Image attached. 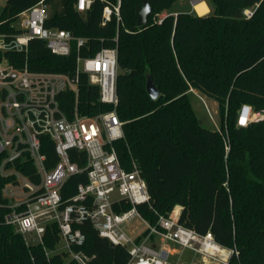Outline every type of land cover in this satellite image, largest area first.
I'll return each instance as SVG.
<instances>
[{
    "label": "trees",
    "instance_id": "1",
    "mask_svg": "<svg viewBox=\"0 0 264 264\" xmlns=\"http://www.w3.org/2000/svg\"><path fill=\"white\" fill-rule=\"evenodd\" d=\"M41 1L50 8L46 27L86 39L84 47L78 50L73 44L70 56L58 57L43 41L33 39L27 57L8 52L6 58L17 69L27 62L32 72L75 77L78 55L91 57L116 47L117 113L125 139L115 146L122 165L130 170L136 161L147 182L150 203L138 206L142 217L155 226L159 216L168 217L180 206V224L201 235L211 233L232 251L227 264H264V120L237 125L243 105L264 110V0H204L210 9L206 16L172 11L177 0H149L152 14L144 27L137 26L136 16L142 0H121L120 19L112 17L105 24L104 9L117 0H93L84 13L75 9L77 0H7L0 33H19L14 26L18 15ZM247 9L254 10L250 19L244 16ZM148 75L160 92L157 100L146 90ZM191 89L218 102L222 129L226 111L228 153L220 132L203 127L197 118ZM79 96L89 116L111 109L99 102L98 87L89 85L86 75H80ZM73 103L71 98V107ZM42 142L52 166V141L42 137ZM7 182L0 175V264H66L65 253L47 258L42 245L28 246L4 222L8 201L2 189ZM87 182L85 173L73 176L62 189L63 201ZM131 207L122 202L114 209L121 213ZM74 229L86 237L74 250L93 257L91 264L128 262V250L102 238L90 222ZM59 242L58 226H48L45 247L56 251Z\"/></svg>",
    "mask_w": 264,
    "mask_h": 264
},
{
    "label": "built area",
    "instance_id": "2",
    "mask_svg": "<svg viewBox=\"0 0 264 264\" xmlns=\"http://www.w3.org/2000/svg\"><path fill=\"white\" fill-rule=\"evenodd\" d=\"M92 3L93 0H77L75 9L84 13ZM120 7L121 0L114 7H105L104 24L112 17L120 19ZM253 13V9H247L244 16L250 19ZM48 18L49 8L41 1L18 15L20 25L14 26L19 33L11 36L0 33V175L8 180L2 189L8 201L4 222L22 235L28 246L42 245L47 258L65 253L66 264H91L93 260L74 250L86 240L74 226L87 221L102 238L128 250L130 258L126 264H172L166 248L168 242L200 255L203 264H227L231 250L220 246L211 233L201 235L180 224L182 207L177 206L168 217L159 216L155 226L140 214L138 206L150 203L147 182L136 161L130 170L122 165L115 146L125 139L124 124L117 113L116 47L103 48L91 57L78 55L75 77L32 72L27 62L17 69L6 58L8 52L27 57L33 39L43 41L58 57L70 56L73 44L78 50L84 47L86 39L69 31L47 28ZM80 75H86L89 85L98 87L99 102L111 107L110 110L94 116L84 113L86 108L79 100ZM190 92L197 94L194 89ZM71 98H74L72 107ZM64 105L69 111L63 109ZM208 112L228 153V132L218 127L209 108ZM263 120L264 110L255 111L243 105L237 125L246 127ZM42 137L52 141L56 154L52 166L43 152ZM72 151L77 155L72 157ZM81 173L86 174L88 182L79 185L74 197L63 201L64 185ZM122 202L132 207L118 213L114 207ZM136 219L144 223V228H131L129 232ZM54 224L63 246L50 251L44 245V235L47 227ZM155 239H160V246Z\"/></svg>",
    "mask_w": 264,
    "mask_h": 264
},
{
    "label": "rangeland",
    "instance_id": "3",
    "mask_svg": "<svg viewBox=\"0 0 264 264\" xmlns=\"http://www.w3.org/2000/svg\"><path fill=\"white\" fill-rule=\"evenodd\" d=\"M6 1L7 0H0V15L3 11L4 6L6 5ZM191 1L192 0H177V2L173 5L172 11H174V12L185 11L186 8L189 7V5L191 4ZM49 13H50V8H49ZM200 16H203V15H200ZM20 22H21V20L17 19L14 22V25L15 26L20 25ZM189 99H190L191 105H192V107L196 113V116L199 119V121L201 122L203 127L210 129V130H216V125L214 124V122L210 118L208 108L212 112L213 117H214L215 122L217 123L218 127H220V128L222 127V116L220 114V107H219V104L217 101L205 96L204 94H202L198 91H197V94L190 93ZM224 117H225V120L223 121V125H224L223 130L225 132L226 131L228 132V125L226 123V118H227L226 117V111H225ZM123 124H124V122H123ZM228 135H229V132H228ZM223 142H224V140H223ZM229 143H231L230 136H229ZM131 228L132 229H134V228L143 229L144 223L140 219H136L133 221L132 226L130 228H128L129 232H130ZM155 242L158 244V246H160V244H161L160 239H155ZM62 246H63V243L61 242L58 245V248H61ZM166 246L168 247L169 250H177L178 252L181 253V254L177 253V254L171 256L170 262L176 263L179 260V258H182V261H184V262H189V261H191V259L194 256L193 253L190 252V250L183 249V248H181V247H179V246H177L171 242H168Z\"/></svg>",
    "mask_w": 264,
    "mask_h": 264
},
{
    "label": "water",
    "instance_id": "4",
    "mask_svg": "<svg viewBox=\"0 0 264 264\" xmlns=\"http://www.w3.org/2000/svg\"><path fill=\"white\" fill-rule=\"evenodd\" d=\"M152 14V7L149 3V0H142V6L137 7L136 16H137V26L144 27L148 24L149 16ZM146 90L152 100H157L160 96V92L156 85L154 84L150 75L147 76ZM166 254H164V257Z\"/></svg>",
    "mask_w": 264,
    "mask_h": 264
},
{
    "label": "crops",
    "instance_id": "5",
    "mask_svg": "<svg viewBox=\"0 0 264 264\" xmlns=\"http://www.w3.org/2000/svg\"><path fill=\"white\" fill-rule=\"evenodd\" d=\"M201 2H205L204 0H199V3H201ZM206 3V2H205ZM207 4V3H206ZM195 4L193 3V0L191 1V4L189 5V7H187L186 8V10H185V12H193V11H196L195 9ZM207 8H208V12H207V14H209V12H210V9H209V7H208V5H207ZM179 12V11H178ZM206 14V15H207ZM176 15V14H175ZM206 15H204V16H206ZM196 91V90H195ZM197 92V91H196ZM190 93H192V92H190ZM178 207H180V206H178ZM180 213H181V210H180ZM166 248H167V250H169L168 249V247L166 246ZM170 251V253H171V256H173V255H175V254H177V253H179V254H181L180 252H178L177 250H169ZM190 252H192L193 253V258L191 259V261H189V262H184V261H182V258H179V260L176 262V263H174V262H171L172 264H203V262H202V258H201V256L200 255H197L196 253H194L193 251H191L190 250ZM170 256V257H171Z\"/></svg>",
    "mask_w": 264,
    "mask_h": 264
},
{
    "label": "bare ground",
    "instance_id": "6",
    "mask_svg": "<svg viewBox=\"0 0 264 264\" xmlns=\"http://www.w3.org/2000/svg\"><path fill=\"white\" fill-rule=\"evenodd\" d=\"M195 10L198 15H206L208 12L207 4L205 2L199 3V0H194Z\"/></svg>",
    "mask_w": 264,
    "mask_h": 264
}]
</instances>
